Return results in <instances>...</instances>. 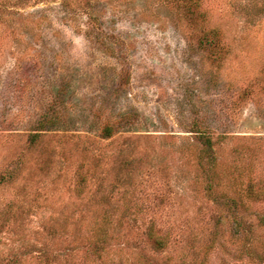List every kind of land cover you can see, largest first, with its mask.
<instances>
[{
	"label": "rangeland",
	"instance_id": "374dc122",
	"mask_svg": "<svg viewBox=\"0 0 264 264\" xmlns=\"http://www.w3.org/2000/svg\"><path fill=\"white\" fill-rule=\"evenodd\" d=\"M0 264H264V0H0Z\"/></svg>",
	"mask_w": 264,
	"mask_h": 264
},
{
	"label": "trees",
	"instance_id": "16d2710c",
	"mask_svg": "<svg viewBox=\"0 0 264 264\" xmlns=\"http://www.w3.org/2000/svg\"><path fill=\"white\" fill-rule=\"evenodd\" d=\"M213 35L214 36H213L212 40H211V38L205 37V39H204L205 44L214 45L216 42L219 41V36L216 35V33H213ZM215 40H217V41H215ZM209 142H210V140H209ZM231 230L234 231V233L232 231L234 237L239 238V240H241V241H244L243 238L248 239L249 234L251 233V228L245 229V231H243L244 229H243L242 225L238 224V223H235L234 228H232ZM151 240H152V237H151ZM248 242H250V240ZM155 244L157 247L163 248V247H165L167 242H165L164 240H161V239H156Z\"/></svg>",
	"mask_w": 264,
	"mask_h": 264
}]
</instances>
